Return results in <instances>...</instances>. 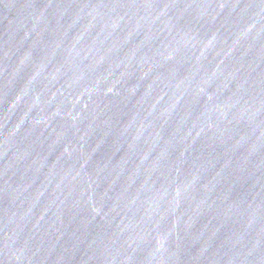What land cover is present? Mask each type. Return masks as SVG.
Masks as SVG:
<instances>
[{"label": "water", "instance_id": "water-1", "mask_svg": "<svg viewBox=\"0 0 264 264\" xmlns=\"http://www.w3.org/2000/svg\"><path fill=\"white\" fill-rule=\"evenodd\" d=\"M0 264H264V0H0Z\"/></svg>", "mask_w": 264, "mask_h": 264}]
</instances>
